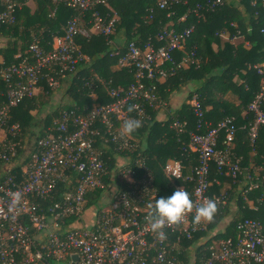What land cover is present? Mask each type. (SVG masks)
<instances>
[{
	"label": "built area",
	"instance_id": "built-area-1",
	"mask_svg": "<svg viewBox=\"0 0 264 264\" xmlns=\"http://www.w3.org/2000/svg\"><path fill=\"white\" fill-rule=\"evenodd\" d=\"M49 1L54 4L51 14L60 3L78 12L67 19L61 34L53 36L49 48L33 35L27 47L13 55L15 61H0L4 83L0 92V264H196L200 244L204 253L197 264H264V222L252 217L238 219L233 235L199 236L196 245L186 247L192 250L190 263L179 258L185 250L182 240L206 231L211 221H194L196 208L207 198L217 201L216 212L227 204L224 194L209 193L211 162L219 173L240 181L244 192L264 188V177L243 171L240 156L233 150L238 130L234 116L211 124L204 119L196 94L186 100L196 117L195 130H187L186 120L177 118L170 126L182 152H194L197 164L187 175L182 159L168 158L161 167L172 193L180 188L187 191L190 184L193 208L180 222L164 226V240L146 221L157 197L154 172L145 156L138 152L133 156L137 143L132 135H121L122 124L129 118L144 123L149 119L147 108L165 109L167 103L157 92L159 79L199 65L197 46L186 48L185 44L194 25L181 30L165 26L155 37L158 44L148 38L142 47L136 40L117 45L109 37L117 15L106 18L99 10V6L109 7L110 0ZM178 1L156 0V7L165 9ZM222 3L200 0L190 10L200 17ZM21 5L19 0H0V24L13 23ZM148 11L149 19L153 7ZM93 34L106 37L109 55L117 56L116 64L133 73L132 81L113 85L111 79L92 77L90 85L102 86L111 100L89 108H59L53 125L45 126L47 133L33 139L31 148L19 156L26 137L18 122L9 121L11 107L32 98L40 81L52 89L69 83L86 59L75 38ZM176 50L182 51L179 59ZM253 67L260 80L246 107L253 115L247 126L251 145L258 128L264 129V61ZM184 132L186 144L180 137ZM95 189L102 192L91 193ZM258 200H264V193Z\"/></svg>",
	"mask_w": 264,
	"mask_h": 264
},
{
	"label": "trees",
	"instance_id": "trees-1",
	"mask_svg": "<svg viewBox=\"0 0 264 264\" xmlns=\"http://www.w3.org/2000/svg\"><path fill=\"white\" fill-rule=\"evenodd\" d=\"M19 1L22 2V5L15 11V21L0 24V34L6 40L5 46L0 48V54H2L5 63L15 61L13 55L23 51L33 35L38 37L45 48H49L53 36L61 34L62 27L67 19L78 12L77 9L60 3L56 6L54 14H51L54 4L49 0H35L36 4L32 10L25 4L26 0ZM196 1L200 0H179L171 3L168 8L159 9L156 7V0H110L109 7L99 6V10L106 18L113 14L117 15L115 28L109 36L111 39H114L116 31L124 29L127 36L126 42L136 40L141 47L148 38H152L154 43L158 44L155 37L165 26H172L176 30H181L193 24L195 27L194 32L185 44L186 48L194 44L197 46L196 51L200 57V63L197 67L188 66L176 70L173 75L168 77L170 79L169 89L174 90L186 82L194 81L197 83L196 87L187 93L185 100L196 94L204 109L205 120L215 124L226 116H234L237 127L242 124L243 119L252 123V113L247 111L244 118H241L240 113L242 110H246L248 103L259 90L260 76L256 73L253 64L264 61V2L240 0L251 15L247 24L250 29L247 30L241 19H238L239 23L234 24L233 19L239 16L234 7L222 3L214 10L207 11L199 17L190 10ZM149 7H153L154 12L153 17L148 19ZM183 13L186 14V17L181 19L180 16ZM222 27L229 29L231 34L243 33L250 46L248 48L241 44L235 46L227 41L223 47H219L214 51L211 48V42L219 40V29ZM75 41L86 59L81 61L79 70L69 79V83L66 85L67 96H70L74 101L73 104L66 106L67 108H89L93 104L105 103L111 100L105 89L102 90V86L95 88L90 85L92 77L99 76L105 80L111 79L113 85L122 84L126 86L132 81L133 73L126 67L111 68L112 65L116 64L117 56L109 55L110 46L105 36L100 34H93L90 37L78 35ZM124 48L122 46L121 49ZM174 55L176 59H179L182 51L176 50ZM157 85L158 95L166 98L168 92L164 91V84L157 83ZM51 90L52 88L46 85L42 94H47ZM1 91H4V83L0 80ZM227 93L234 94L239 103L235 104L229 100L225 96ZM35 95L32 98L23 99L16 106L11 107L9 112V121L18 122L22 128L23 137H26V135H28V138L30 137V141L26 140L23 147L19 149V156H22L28 148H31V140L47 133L45 126L53 125V119L47 115L43 116L42 119H34L31 111L34 109L39 111L36 106L38 99ZM2 98L0 95V101ZM208 106L210 108H206ZM57 110L55 115H57ZM156 110L147 108L149 119L142 123L140 128L131 135L137 143L133 156L137 152L145 156L147 164L154 172V184L157 188L156 199H158L161 196L172 194L170 182L161 169L165 160L168 158L182 159L184 163L183 174L187 175L193 166L197 164V158L192 151L188 154L182 152L175 130L170 126L173 118H177L186 120L187 130H195L196 117L190 105L183 101L179 109L163 120L156 119ZM33 126H40L38 132L30 128ZM244 126L246 139L244 145L240 146L241 149L236 154L240 156L242 165L248 160V152L253 150L255 152L253 155L254 160L262 166L263 169L260 171L263 175L264 129L262 127L258 128L255 143L251 145L247 137L248 123ZM180 137L185 144L188 142L186 132L182 133ZM112 161L113 158L110 159L109 164H112ZM224 177L228 176L219 173L216 164L211 162L209 178L212 182L209 193L218 192L221 189L216 180L222 181ZM186 190L190 193L191 198L190 184H186ZM94 192L95 195H99L102 191L95 189L91 193ZM263 193L264 188L262 186L245 192V196L253 200L256 208L248 207L245 202L239 203L241 216L232 219L220 235L223 237L233 235L236 221L242 217H252L264 222V200H258ZM239 198L242 201L241 195ZM222 215L223 213H218L214 219H211L208 226H214V222ZM203 233L205 231L196 232L192 239H183V247L186 248L192 245ZM203 246V244H200L196 248V264L203 257ZM184 255L186 254L179 253V258L181 260L186 259ZM184 262H187V260Z\"/></svg>",
	"mask_w": 264,
	"mask_h": 264
},
{
	"label": "crops",
	"instance_id": "crops-1",
	"mask_svg": "<svg viewBox=\"0 0 264 264\" xmlns=\"http://www.w3.org/2000/svg\"><path fill=\"white\" fill-rule=\"evenodd\" d=\"M223 3L227 4L228 6H232L237 10L238 13V17L236 19H233L234 24H236L237 22L239 23L238 19H241L244 22V25L246 26L247 30H249V25H247L249 23L250 20V12L246 9V7L244 6V4L240 1V0H223ZM255 16V15H254ZM181 19L186 17V14L183 13L181 16ZM170 23V22H168ZM219 40L218 41H212L211 42V48L216 51L219 47H223L225 42H230L232 45L237 46L238 44L243 45L244 47H249V42L247 39L244 38V34H231L230 30L227 29L226 27H222L219 29ZM239 32V31H238ZM237 32V33H238ZM115 44L117 45H123L126 40H127V36H126V31L124 29L122 30H118L115 32L114 34V39ZM5 39L3 38V36H0V48L5 46ZM4 61V58L2 56V54H0V61ZM111 68L113 69H118L120 68L118 65L114 64L111 66ZM236 78V77H235ZM234 78V79H235ZM159 84H164V91H167L168 94L166 96V98L163 97V99L166 101L167 105L165 109L162 110H156V119L159 120H163L165 118H167L168 115L172 114L175 110L179 109L180 106L182 105L183 101H186V95L189 91L193 90L196 87V83L194 81H189L186 82L182 85H180L177 89L174 90H170L168 85L170 83V79L167 78H160L158 81ZM65 85H68V82L64 83ZM195 84L194 87H192ZM167 86V87H166ZM229 100H231L232 102H234L235 104L239 103L238 98L232 94V93H227L225 95ZM206 108H210V106L206 107ZM246 113V110H242L240 113L241 118H244V115ZM243 122H241L242 124H240L238 126V130L236 133V137L235 140L233 142V150L236 153L237 151H239V149H241L240 146H243L244 141L246 139V133L244 131L245 127L244 125H246V123H251V121H247L246 119L242 120ZM254 151L250 150L248 152V160L246 161V163L242 164L241 167L243 169V171L245 170H250L254 173V175L259 176V177H264V174L262 175L261 173V169L262 166L259 163H256V161L254 160ZM225 180L229 181L225 182ZM241 180V179H240ZM216 183L219 184L221 187V190L224 192H227L229 195V200L227 199V213L224 217L228 216L229 218L236 215L237 212L240 213V208H239V203H243L245 202V204L252 208L256 206L253 203V200L247 198L245 196V192L242 189V185L240 183V181H232L231 179H229L228 177H224V179L222 181L216 180ZM242 196V201H240L241 199L239 198V196ZM228 205V206H227ZM226 225L223 226V229H221V231L225 230ZM193 247V246H192ZM186 252H188V254L190 252H192L191 249H186ZM185 252V253H186ZM191 255V254H190Z\"/></svg>",
	"mask_w": 264,
	"mask_h": 264
},
{
	"label": "clouds",
	"instance_id": "clouds-1",
	"mask_svg": "<svg viewBox=\"0 0 264 264\" xmlns=\"http://www.w3.org/2000/svg\"><path fill=\"white\" fill-rule=\"evenodd\" d=\"M141 126V121L135 118H129L123 121L121 135H131ZM217 201L214 198L205 199L201 205L196 208L194 221L199 222L202 218L211 220L217 209ZM193 202L190 193L181 188L175 190L171 195L161 196L155 199L153 210L146 217V221L153 232L160 240L166 239L163 231L166 224L178 223L182 220L186 212L191 211Z\"/></svg>",
	"mask_w": 264,
	"mask_h": 264
},
{
	"label": "rangeland",
	"instance_id": "rangeland-1",
	"mask_svg": "<svg viewBox=\"0 0 264 264\" xmlns=\"http://www.w3.org/2000/svg\"><path fill=\"white\" fill-rule=\"evenodd\" d=\"M25 4L32 10L35 7V0H26ZM1 35V34H0ZM6 42V40H5ZM3 42V43H5ZM93 70V68H92ZM44 81V80H43ZM41 81L39 83V91L38 93L35 95L37 97V101H36V106L38 107L39 111L37 109H34L31 111L32 115L34 116V119H38V118H43V116H50L52 119H55L56 115H55V111L56 109H59L61 107H66L69 104H73L74 101L72 100V98L70 96H67L68 92L66 91L67 86L64 84H60L58 86H56L55 88H53L49 93L47 94H42L43 88L48 85L46 81ZM196 83V82H195ZM197 84V83H196ZM195 84L192 86L194 87ZM50 87V86H49ZM102 90H104V88L102 87ZM40 126H33L30 127L32 128L34 131L38 132ZM136 137V136H135ZM30 138V137H29ZM28 138V135H26V140L29 142L30 139ZM138 138V137H136ZM26 142V141H25ZM32 143V140H31ZM123 159V158H122ZM225 182H228L227 180H225ZM215 194H224L225 199L229 200V195L227 192L222 191L221 189L218 190V192H213ZM228 206V205H227ZM217 214H214V217H216L218 215V213H223V215L218 218L215 222H214V226L212 227H207V230L205 231V233H203L201 236V239H204L205 237H208L209 234H213V238H221L223 236L220 235V233H222L221 229H223L224 225H227L230 223V221L236 217H240L241 216V212L238 213L232 217H224L227 213V207H225V205L223 207H219L218 211L216 212ZM214 219V218H213ZM213 222V221H212ZM200 240V239H199ZM193 244H197V242L195 241ZM186 250L183 249L182 253H185ZM186 255H184L186 257V259H182V261H186L188 263H190V261L192 260L191 255H188V253H185ZM194 259V258H193ZM185 262V263H187Z\"/></svg>",
	"mask_w": 264,
	"mask_h": 264
}]
</instances>
